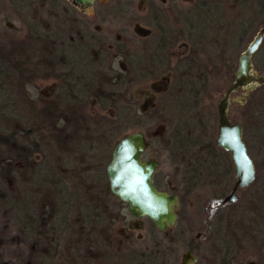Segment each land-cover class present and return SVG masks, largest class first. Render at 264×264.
Returning a JSON list of instances; mask_svg holds the SVG:
<instances>
[{"label": "flooded vegetation", "instance_id": "1", "mask_svg": "<svg viewBox=\"0 0 264 264\" xmlns=\"http://www.w3.org/2000/svg\"><path fill=\"white\" fill-rule=\"evenodd\" d=\"M96 1L81 3L76 0H44L38 4L36 0H24L26 15L31 20H38L36 7L40 8L39 15L47 29L49 58L44 78H20L21 105H33L42 109L70 104L75 106L76 116L86 115L96 126V121L106 123L115 118L117 104L125 105L127 118L132 119L136 110L134 106L138 102L132 90L139 85L146 90L147 95V106L139 113L144 122L168 121L172 112L174 120H194L197 125L203 126L206 121L203 107L205 98L209 97L208 93L217 86L219 80L226 78L233 69L237 70L240 54L252 41L244 46L246 35L256 25L255 18L245 17L244 2H237L238 10L230 21L226 11L229 0ZM9 4L12 15L24 28V36L26 28L14 13L10 1ZM240 8L243 11H239ZM90 13L99 23L96 30L92 28L89 20ZM106 23L119 26L117 30H121V33L116 39L108 36L99 27ZM129 27H139V30L129 33ZM263 44L264 39L252 55L253 70L254 58ZM38 80L56 82L52 98L45 104L26 97L27 86ZM259 86L261 85L254 90ZM238 89L246 93L244 88ZM248 94L243 95L244 102L238 101L242 107L247 102ZM59 119L55 117V120ZM107 127L103 130H107ZM185 131H189L186 133L187 138L176 131L164 142L165 153L179 175L177 194L171 193L170 182H165L164 175L157 174L159 162L152 157L145 160L148 144L144 133L140 131L146 142L142 161L158 163L152 175V185L159 192L176 198V219L172 226L165 224L163 230L148 217L131 214L128 205L110 191L106 167L111 160L112 148L120 139L113 140L112 146L108 148L113 132L100 133L93 128L81 131L82 140L76 148V154H80L84 162L78 168L91 171L85 174L91 175L89 182H86L100 187L93 198L87 199V202L93 199L96 208H90L85 203L71 202V206L83 205V208L69 209L68 204L64 203L61 210L49 211L48 227L42 225L43 221L38 219V225L33 233L30 232L29 238L26 237L24 224L15 219L17 234L27 248L28 264H168L169 261L177 259V244L185 245L184 232L178 227L184 218L183 201L193 192L209 186L210 183L204 181V176L216 174L221 176L220 181L223 184H229L221 201L215 204V208H218L239 203V193L250 188L257 175V167L253 161V183L236 190L235 202L224 203L235 183L234 164L230 153L215 145L217 150L229 155L230 162L196 161L198 158L203 160L204 156H199L198 153L203 147L196 144V133L193 129ZM96 132L102 135H96ZM130 134L132 132L123 137ZM246 148L250 156L247 144ZM105 158L107 160L103 164ZM18 165L22 167L20 163ZM212 167L217 170L204 171V168ZM249 202L250 198L246 200L247 207L240 212V222L246 229L259 216L254 215L252 208L255 206H250ZM210 229L207 225L204 235L198 233L189 240L185 245L187 251L181 255L179 264L183 255L188 252L195 257V264L198 263L195 254L197 251L191 244L201 238L211 241L207 264L230 263L227 240L215 235L212 238L209 235Z\"/></svg>", "mask_w": 264, "mask_h": 264}, {"label": "trees", "instance_id": "2", "mask_svg": "<svg viewBox=\"0 0 264 264\" xmlns=\"http://www.w3.org/2000/svg\"><path fill=\"white\" fill-rule=\"evenodd\" d=\"M9 1L14 13L24 24L26 32L22 38L0 35V201L16 213L15 219L24 224L26 237L29 238L30 232L33 233L38 225L36 221L39 219L43 221L42 225L48 227L49 211L61 210L64 208V203L68 204L69 209L83 208V205L71 206V202L85 203L90 208H96V202L93 199L87 202V199L93 198L100 187L86 182V180L89 182L91 175L85 174L91 171L78 168L82 167L81 163L84 162V158L76 154V148L82 140L81 131L93 128L100 133L113 132L114 134L110 133V144L113 140L121 139L129 128L139 127L140 121L134 116L129 120L123 104L115 106L114 119L106 123L96 121V126L87 119L86 115L76 116L75 106L70 104L63 107L47 106L42 109L33 105H27L28 107H25V104L21 105L20 78L22 76L44 78L46 75L49 58L47 29L40 18L39 6L36 7L38 20H31L26 15L27 8L24 7V0ZM36 1L38 4L44 2V0ZM260 3L264 5L263 2ZM121 92L122 90L118 94ZM22 108H24L23 111ZM255 112L253 129L257 130V136L264 143V113L258 110ZM55 117L60 119L55 120ZM104 127L108 129L103 130ZM96 135L102 134L96 132ZM203 136L202 134L196 138V144L203 147V150L198 153L204 158L203 160L198 158L196 161L230 162L229 155L217 150L214 142L205 144L199 142ZM71 143L74 144L70 146ZM106 160L107 158L103 164ZM19 163L22 167L18 165ZM215 170H217L216 167L204 168V171ZM220 178L221 176L216 174L204 176V181L209 182V186L221 187L219 199L229 186V184L223 186ZM8 182L12 189L7 185ZM249 204L255 205L260 212H264V193L256 192V195L250 198ZM214 209L217 210V207ZM53 219L54 217L51 220ZM219 219L223 220L221 216ZM229 231L232 233L231 239L238 242L243 240L248 229L238 218L230 224ZM228 253L229 264H232L231 258L232 256L234 258L232 246L228 247Z\"/></svg>", "mask_w": 264, "mask_h": 264}, {"label": "rangeland", "instance_id": "3", "mask_svg": "<svg viewBox=\"0 0 264 264\" xmlns=\"http://www.w3.org/2000/svg\"><path fill=\"white\" fill-rule=\"evenodd\" d=\"M102 1V0H101ZM243 1L245 17L255 18V28H253L246 35V46L254 37L255 33L260 27H264V0H229L226 5V11L228 19L231 21L234 14L237 12V2ZM99 3V1H96ZM260 3V4H259ZM242 8L239 9V11ZM243 11V10H242ZM89 20L92 22V28L96 30V25L99 23L94 19L92 14H89ZM100 25L99 27L111 38L116 39L119 36L121 30H117L118 25H110V23ZM139 30V27H129L127 31L134 33ZM24 34L23 26L12 15L11 7L8 0H0V35L11 36L14 38L22 37ZM2 42H4L2 40ZM254 71L258 75L264 76V44L257 56L254 58ZM234 69L228 73L226 78L219 80L216 87L208 93V98H205L203 103L204 113L206 121L203 126L197 125L194 120L182 119L178 121L174 120V116L171 112V116L168 121L164 122H144L139 116L140 110L147 106L146 90L139 85L133 87V95L138 98L136 106H134V117L139 119L140 126L132 127L127 130L125 134L135 131H142L145 135L148 149L145 153V160L152 157V159L159 162L157 174L159 176L164 175L165 182H170L169 190L173 194H177V188L179 189V175L169 160V157L165 153L164 144L165 140L172 137L175 132H180L183 137H186L185 129H193L198 136L204 135L199 142L203 144L208 142H214L217 135L218 115L217 105L223 98V94L226 89L232 84V75ZM56 82L53 80H38L26 88V97L28 99L37 100L39 103L45 104L52 98V92ZM245 91L238 89L236 93L231 95V102L228 110V117L232 122H240L244 130V139L248 147V151L257 167L256 180L250 188H247L239 193L240 201L236 205L221 206L217 210L215 204H218L221 199L219 195L221 193V187L208 186L206 189L197 190L193 194L189 195L183 202V216L181 219L179 228L184 232V243H189V240L195 237L198 233L204 235L205 229L211 227L209 235L213 238L215 235L218 238L226 239L228 247L233 248L234 258L232 256V264H264V212L253 207L255 211L254 215L259 214L256 217V222L250 223L248 232L243 237V240L237 242L232 240V233L229 231L230 224H233L235 220L240 218V212L247 207L246 200L251 198L257 193H264V143L257 136V130L254 131V117L255 110L264 113V85L259 86L256 90L249 93L246 97L247 103L244 107L238 103L240 98L243 97ZM197 128V129H196ZM256 128V122H255ZM197 130V132H196ZM201 134H200V132ZM124 134V135H125ZM187 138V137H186ZM173 140V139H172ZM172 145V142L170 141ZM173 146V145H172ZM221 162V161H220ZM175 170H174V169ZM233 180L230 183L232 185ZM7 185L12 189L9 182ZM225 183L223 184V186ZM222 186V187H223ZM68 189V186L66 187ZM1 195V194H0ZM255 206V205H254ZM217 212H213L214 210ZM257 209V210H256ZM215 214V215H214ZM232 215V216H230ZM16 213L9 210L0 201V264H28L29 255L27 248L23 241L19 238L16 228ZM218 218H217V217ZM221 216L222 221L219 219ZM230 216V218H229ZM256 216V215H255ZM215 217V218H214ZM213 219L214 222L213 223ZM240 225V224H239ZM137 234V232H135ZM215 241V239H214ZM216 242V241H215ZM183 243L177 244L178 258L173 261H169L168 264H179L181 255L187 251L186 246ZM196 249V257L198 258L197 264H207L210 252L211 241L206 238H201L199 241L191 244Z\"/></svg>", "mask_w": 264, "mask_h": 264}, {"label": "water", "instance_id": "4", "mask_svg": "<svg viewBox=\"0 0 264 264\" xmlns=\"http://www.w3.org/2000/svg\"><path fill=\"white\" fill-rule=\"evenodd\" d=\"M81 3L92 0H76ZM264 39V27L260 28L255 37L240 54L237 70L233 75L234 83L226 90L217 105L218 126L215 145L231 155L234 164L235 183L225 202H235V192L245 188L255 179V167L249 156L243 139L240 123H232L228 118L230 95L238 88L246 90L245 96L258 85L264 84V76L254 73L252 55L258 50ZM244 102V99H240ZM146 142L142 132L136 131L120 139L112 148L111 160L106 167L109 188L112 194L128 205L129 211L136 217L146 216L160 229L165 224L172 226L176 216L174 206L176 198L159 192L152 185V175L157 168L156 161L144 162L141 157ZM249 166L251 178H249ZM196 259L188 252L183 255L180 264H195Z\"/></svg>", "mask_w": 264, "mask_h": 264}, {"label": "snow or ice", "instance_id": "5", "mask_svg": "<svg viewBox=\"0 0 264 264\" xmlns=\"http://www.w3.org/2000/svg\"><path fill=\"white\" fill-rule=\"evenodd\" d=\"M249 178H251V169H250V166H249Z\"/></svg>", "mask_w": 264, "mask_h": 264}]
</instances>
